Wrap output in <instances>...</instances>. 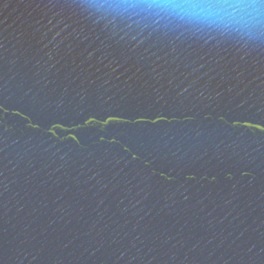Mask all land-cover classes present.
Returning a JSON list of instances; mask_svg holds the SVG:
<instances>
[{"label":"water","instance_id":"1","mask_svg":"<svg viewBox=\"0 0 264 264\" xmlns=\"http://www.w3.org/2000/svg\"><path fill=\"white\" fill-rule=\"evenodd\" d=\"M0 0V264H264V3Z\"/></svg>","mask_w":264,"mask_h":264},{"label":"clouds","instance_id":"2","mask_svg":"<svg viewBox=\"0 0 264 264\" xmlns=\"http://www.w3.org/2000/svg\"><path fill=\"white\" fill-rule=\"evenodd\" d=\"M151 4L168 14L201 21L232 19L253 11L245 7L246 0H151Z\"/></svg>","mask_w":264,"mask_h":264}]
</instances>
